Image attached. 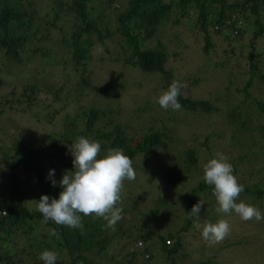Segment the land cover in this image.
I'll use <instances>...</instances> for the list:
<instances>
[{"label": "trees", "instance_id": "obj_1", "mask_svg": "<svg viewBox=\"0 0 264 264\" xmlns=\"http://www.w3.org/2000/svg\"><path fill=\"white\" fill-rule=\"evenodd\" d=\"M36 1L0 0V66L24 67L25 62L28 63L35 57L39 59L50 57L54 61L53 68H60L66 74L62 77L66 79L62 83L35 81L22 85L25 96L22 98L27 105L33 101L32 93L41 90L49 92L54 101H58L62 95L67 100H78L83 93L90 92L92 95L106 97L115 95L117 90H122L124 86L119 81L118 74L107 79L103 84H95L91 81L92 70L87 67L92 59V49L100 46L109 53L106 43L113 42L115 36L118 38V45L124 55L123 64L138 68L143 73H159L165 82L164 88L168 89L172 82L169 79L172 67H168V70L165 68L168 57L165 46L160 38L157 39L155 46H149L147 43L168 22L180 24L181 18L186 15L184 13L187 8L192 9V18L187 16L192 20L189 24H192L191 27H198L204 41L202 50L205 54L211 47L210 33L222 35L221 39L231 43L237 41L239 35L246 32L250 35L248 39L250 40L248 42L250 61L259 55L254 52V40L260 36L262 30L261 13L264 10V0H124L123 3L120 0H48L47 8L43 11L40 6H37ZM95 1L98 2L101 11L96 15L92 13L95 5H89ZM115 2L116 7H111V4ZM173 12L178 18L170 20ZM238 20L242 22L241 26H237ZM249 24L253 26L250 31L248 28L245 29V25ZM231 32L234 34L232 37ZM112 60L114 61L113 57L110 62ZM217 65L223 66L221 63ZM251 66H255V63H251ZM69 73L74 75L71 87L67 86ZM254 76L261 84L262 95H253L250 91ZM198 80V76L192 75L190 83L195 84ZM179 81L182 83L181 80ZM5 87L10 90L2 95L4 99L0 102V114L5 111L3 105H9L8 97L12 96L16 90L13 83L0 78V89ZM27 89L28 92H26ZM230 94H236L238 99L230 98ZM178 101L183 112H202L204 115L213 116L220 110H224L232 132L240 139L243 138L250 147L251 142L257 143L261 152V155L258 153L257 155L263 156L264 122L255 124L253 123L255 119L252 117L254 114H259L264 119V73L251 70L241 88L233 92H228L224 85L223 95L216 100L180 94ZM220 103L224 104L218 106ZM81 108L82 106L77 112V117H80L83 128L76 131V121L73 118L68 119L69 117L65 115L66 122H64V128L59 133V137L64 139L66 145H71L77 137H88L90 140L99 142L100 155L98 158L106 155L108 149L118 148L132 159L136 153L150 150L160 143H165V145L172 143L163 120H161V129L151 127L147 132L142 133L140 140L137 141L136 134L129 133L127 127L128 133L124 125L112 124L115 118L113 109L95 105L83 110ZM138 110L134 109L136 113ZM173 118V115L169 117L170 120ZM90 135L91 138H89ZM205 144L204 141L202 145ZM233 144L245 151L241 147V140ZM62 148L63 145H59V139L54 136L47 143L39 142L20 147L17 143L11 142V145L5 149L6 151L0 147V161L6 166V177L3 182L6 181L8 187L10 186L6 196L0 199V264H43V261L39 259L42 251L61 248L66 250L70 258V261L62 264H75L85 260L84 252L99 253L105 248L108 241L103 231L106 229L105 220L89 216L88 221L83 222L82 228L73 229L57 225L52 221L44 223L43 216L37 208H30L27 204L29 200L25 191L32 187L38 189L39 198L41 195H47L50 199L58 198L61 188L57 185L65 171H72L71 165L69 163L58 165L61 171L55 172L52 177L58 182L51 192L47 193L48 188L45 184L48 179H51L48 178V171L49 169L55 170L54 161L58 160L57 154ZM49 151H53L54 154H49ZM251 154L253 155L254 152ZM235 156L237 159L228 158V162L233 167V175L237 177V167L240 161L248 160L249 162L250 154L249 156L247 153ZM197 158V149L186 148L183 151V164L166 168L164 173L166 184L175 186L183 182L188 167L193 165ZM253 174L256 172L253 171ZM237 180L241 184L242 180L238 178ZM14 185L19 187V191L23 193L16 196L20 199L12 197L11 193L15 190ZM241 185L244 188L242 193L253 195L255 198L264 194L263 182L261 187H256L253 192L246 184ZM210 189L211 186L205 184L203 179L188 189L184 199V216L181 227L174 233L168 231L165 236L157 234L158 247L165 258L170 260V264H176V258L182 246L180 234L189 229L205 213L206 203L204 202L199 215L189 219L192 206L201 200L202 193ZM254 201L255 199L252 202ZM151 213H157V211H151ZM51 229H55L58 235L51 236L49 234ZM117 231H123V228L118 226L114 234ZM138 237L134 238L137 249L135 255L134 252L129 253V257L134 258L133 262L127 264H136L139 259L149 264L153 257L150 246L145 244L151 240L153 232L142 231ZM166 239L171 242L165 243ZM205 262L199 260L189 264H206ZM59 263L56 261V264Z\"/></svg>", "mask_w": 264, "mask_h": 264}, {"label": "rangeland", "instance_id": "obj_2", "mask_svg": "<svg viewBox=\"0 0 264 264\" xmlns=\"http://www.w3.org/2000/svg\"><path fill=\"white\" fill-rule=\"evenodd\" d=\"M120 1L124 2V0ZM36 4L43 11L47 8L48 0H37ZM89 5H95V9L92 10L94 15L101 12L97 1ZM112 6L116 7V2L112 3ZM184 14L186 15L181 18L180 24L168 22L147 43L149 46H155L157 39L160 38L168 54L165 68L168 70V67H172L169 79L171 81L181 80L185 85L181 89L182 95L216 100L223 95L224 85L228 92H233L241 88L251 70L264 73V10L261 13L260 36L254 40V52L259 55L251 61L248 55L249 34L245 32L239 35L237 41L228 43L220 38L222 35L210 33L211 47L205 54L202 50L204 41L198 27H191L192 24H189L192 20L187 16L192 18V9L187 8ZM175 18L178 16L173 12L170 20ZM252 27L250 24L245 25V29L248 28L249 31ZM115 39L111 43H106L109 53L100 46L93 48L92 59L87 66L92 70L91 81L95 84H103L107 79L118 74L119 81L124 87L122 90H117L113 96L99 97L89 92L83 93L78 100H67L62 95L58 101H54L49 92L41 90L32 93L33 101L27 105L22 98L25 97L22 85L35 81L62 83L66 79L62 76L66 74L60 68H53L54 61L50 57L44 59L35 57L32 61L25 62L24 67L0 66V78L13 83L16 89L12 96L8 97L10 106L3 105L5 111L0 114V147L6 151L5 149L11 145V142L17 143L20 147L39 142L47 143L54 136L59 139V145H63L61 152L57 154L58 160L54 161L55 172H59L61 171L59 164L69 163L73 169L69 145H66L64 139L59 137V133L63 131L64 122H66L65 115L69 117L68 119L73 118L76 121V131L83 128L80 117H77L80 106H82L81 110L92 105L113 109L115 118L112 124L124 125L126 132L127 127L129 133L136 134L137 141L149 128L161 129V120H163L172 143L169 145L160 143L150 150L136 153L131 159L136 178L133 181L123 182L121 200L117 204L123 211L122 219L117 222L115 229L121 226L123 231H117L114 234L115 230L111 228L103 229L108 239L105 248L99 253L84 252L85 260L75 264L131 263L134 258H130L129 253L134 252L135 255L137 250L134 238L146 230L153 232L151 240L145 242L150 246L153 256L149 264H170V260L165 258L158 247L157 234L165 236L168 231L174 233L181 227L184 216V199L188 189L202 180L203 165L209 159L215 158L218 152L223 153L227 160L232 157L236 158V154L240 156L250 154L249 162L248 160L240 161L237 167V178L241 179L240 183L246 184L253 192L256 187H261L262 182L264 184V154L259 156L261 152L257 143L251 142L250 147L249 143L232 132L224 110H220L216 115L207 116L202 112L189 113L183 110L162 109L153 98L167 90L164 88L163 78L159 73H143L138 68L123 64L124 55L121 53L116 36ZM112 57L114 61L110 62ZM218 63L223 66H218ZM251 63H255V66L250 67ZM192 75L199 77L195 84L190 83ZM73 76L71 73L67 76L69 78L68 87H71L74 82ZM9 90L8 87L0 89V102L4 99L2 95ZM28 91L27 89L26 92ZM250 91L253 95H262L263 89L255 76ZM230 98L238 99V96L230 94ZM223 104L220 103L218 106ZM134 109L139 110L136 113ZM53 112L54 114H50ZM171 115L174 118L170 120ZM252 118L255 119L253 122L255 124L264 122L259 114H254ZM91 137L90 135L89 138ZM164 140L168 141L166 138ZM237 140H241V147L245 151L233 144ZM204 141L206 144L202 145ZM186 148L197 149L198 158L193 165L188 167L183 182L168 186L164 175L165 170L167 167L183 164V151ZM251 152L254 154L252 155ZM49 154L52 155L54 152L49 151ZM253 171L256 174H253ZM5 177L6 166L0 161V199L6 196L10 188L6 181L3 182ZM52 179L55 178L48 179L45 184L48 188L47 193L52 191ZM56 181L58 182L57 179ZM13 188L15 190L11 193L12 197L23 194L16 185ZM25 195L29 200L28 206L36 209V201L39 200L38 189L29 188L25 191ZM200 199L206 203L205 213L195 223L203 225L206 222L215 223L218 219H226L230 224V234L223 242L209 246L201 238L200 231L193 223L189 229L180 234L182 246L176 258V264H189L199 260L206 261V264H264V219L257 222L253 218L245 222L234 213L218 214L215 211L217 204L211 189L202 193ZM254 199L255 201L252 202ZM240 201L256 207L264 214V194L255 198L253 195L242 193L237 202ZM151 211H157V213H151ZM88 219L89 216H82V223ZM138 250L142 252L141 249ZM51 251L57 254L59 264L70 261L64 248ZM144 262L139 259L136 264H147Z\"/></svg>", "mask_w": 264, "mask_h": 264}, {"label": "clouds", "instance_id": "obj_3", "mask_svg": "<svg viewBox=\"0 0 264 264\" xmlns=\"http://www.w3.org/2000/svg\"><path fill=\"white\" fill-rule=\"evenodd\" d=\"M241 24L238 20L237 26ZM233 33L231 32V37ZM184 86L179 80L172 81L166 91L153 98L154 102L165 110H181L178 97ZM69 151L73 169L65 171L62 175L58 198L50 199L47 195H41L36 201V208L42 214L43 222L52 221L57 225L76 229L83 227L82 216H93L105 220V227L114 231L117 222L122 219L123 210L116 205L121 200L123 182L136 178L132 160L118 148H110L106 155L98 158L99 142L85 137H77L69 145ZM54 174L55 170L49 169L48 178H52ZM202 179L205 184L211 186L217 204L215 211L218 214L234 213L245 222L253 218L257 222L264 219V214L256 207L243 201L237 202L244 188L233 175V167L223 153L218 152L215 158L209 159L203 165ZM51 183L56 186L57 181L52 179ZM203 205L201 200L194 204L189 219L198 216ZM194 226L209 246L223 242L231 231L226 219H218L215 223L206 222L203 225L195 223ZM49 234L58 235L55 229H51ZM39 259L43 264H56L57 254L44 250Z\"/></svg>", "mask_w": 264, "mask_h": 264}, {"label": "built area", "instance_id": "obj_4", "mask_svg": "<svg viewBox=\"0 0 264 264\" xmlns=\"http://www.w3.org/2000/svg\"><path fill=\"white\" fill-rule=\"evenodd\" d=\"M169 242H171V240L166 239L165 243H169ZM138 244H140V242H138Z\"/></svg>", "mask_w": 264, "mask_h": 264}]
</instances>
